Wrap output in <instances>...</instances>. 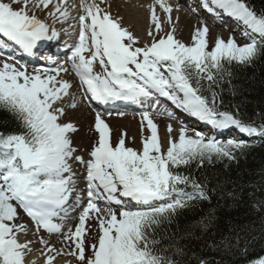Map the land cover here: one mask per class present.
I'll use <instances>...</instances> for the list:
<instances>
[{"label": "snow or ice", "instance_id": "6c2138e0", "mask_svg": "<svg viewBox=\"0 0 264 264\" xmlns=\"http://www.w3.org/2000/svg\"><path fill=\"white\" fill-rule=\"evenodd\" d=\"M102 3L104 0H80L81 14L72 16L76 5H69L68 0H0V35L28 55H33L37 42L58 35L34 9L47 10L54 22L77 20L79 29L70 55L55 67L51 57L49 66L31 72L19 61L8 62L12 56L0 59V112L18 128L0 132V264H26L25 257L32 251L33 241L18 238V233L28 231L23 223H17L18 209L31 219L35 234L41 229L48 234L62 233L63 226L54 223V218L75 190L70 159L85 167L88 201L74 231L62 233L63 242H71L74 248L65 253L39 238L46 250L44 264H54L60 255H71L78 264H181L178 257L184 255V249L177 243L162 244L158 230L171 224L178 210L207 197L205 186L179 169L193 162L203 166L205 160H234L236 151L249 147L243 140L222 141L200 131L188 135L186 127H181L174 139L168 125L165 148L147 110L140 113L142 148L127 147L125 134L113 145L109 125L97 111L93 128L98 140L85 160L75 155L69 135L77 128L62 121L67 109L78 106L73 83L61 78V73L69 72L65 64L79 81L81 102L143 103L158 94L213 129L234 127L246 135H264V124H246L237 115L220 110L216 102L219 94L211 87L231 76L226 65H251L264 55V12L257 13L246 0H201L209 13L219 9L239 21L249 42L240 45L232 36L226 41L217 37L209 50L207 26L194 30L191 44L176 39L173 27L159 39L149 30L151 44L139 47L138 37L122 27L120 18L114 19ZM156 5L168 14V23L172 8L165 0H153L147 6L150 23L159 33L163 29ZM97 64L101 71L95 70ZM205 80L210 82V98L204 95ZM167 115L171 118L173 114ZM145 122L150 133L146 137ZM189 186L192 191H186ZM113 204L120 206L119 211ZM93 216L98 231L88 252L86 222ZM213 220L214 213H209L198 227L206 230Z\"/></svg>", "mask_w": 264, "mask_h": 264}, {"label": "trees", "instance_id": "16d2710c", "mask_svg": "<svg viewBox=\"0 0 264 264\" xmlns=\"http://www.w3.org/2000/svg\"><path fill=\"white\" fill-rule=\"evenodd\" d=\"M257 13L264 12V0H246ZM231 76L212 84L222 111L237 115L246 124H264V55L251 65H226ZM204 95L210 82H202ZM18 131L15 122L0 112V132ZM236 151V159H213L203 166L193 162L179 171L205 186L206 199L178 210L173 221L158 230L162 244L177 243L184 249L181 264H239L264 255V135ZM186 191H192L189 186ZM209 213L213 223L198 227Z\"/></svg>", "mask_w": 264, "mask_h": 264}, {"label": "bare ground", "instance_id": "6f19581e", "mask_svg": "<svg viewBox=\"0 0 264 264\" xmlns=\"http://www.w3.org/2000/svg\"><path fill=\"white\" fill-rule=\"evenodd\" d=\"M165 2L171 6L172 11H171V23H168V21H166V17L168 16V14H164L163 10L159 7V5H156V10H160L161 12V18L163 19V27H162V31L159 33H156V35H154L156 38L158 36L161 35H166V33L168 31L171 30V24L172 23H176L177 28L174 31V36L176 38L180 37H185V34L189 35V34H193L194 30L198 27H202L204 26L203 24H201V22H199L197 16L195 14H190L188 12H186L183 9L181 0H165ZM75 0H68V4L72 5L75 4ZM153 0H112L110 2L111 4V16L114 18L113 15L119 16L120 18V23L122 25V27L127 28L130 32L134 33L135 35H139L140 37H142L145 33V28L146 27H152L155 29V26L149 23H146V19H149L150 17V13L148 12V8L147 5L152 4ZM141 7L145 10L144 14H143V10L141 9ZM29 8L32 9L33 6L32 4H29ZM128 10H127V9ZM138 10H135L137 9ZM35 14L38 15L41 19L46 20L50 23H54L56 24L54 21H51V17L47 16V10H43V9H34ZM149 17L146 16V13ZM192 13V11H189ZM31 14V13H30ZM71 15L72 16H78L76 13V9H71ZM167 15V16H165ZM75 20L69 19L67 22L63 23L62 25L64 26H69V24H71L72 22H74ZM60 23V22H59ZM162 26V24H161ZM208 30H209V35L213 38H217V36L221 35V34H226V32H229L227 29L222 28V26H211L210 28L207 26ZM228 35V34H226ZM189 37V36H188ZM148 38V37H147ZM152 38V37H151ZM150 45V43H149ZM63 75V79L69 80L71 82V78H73L71 75L67 73H61ZM72 92L77 96V102H78V106L75 109H67L66 111V115L64 117H62V121L63 122H71L75 125V127L77 128V131L73 133L71 139H72V144H77L78 147L83 148L84 150L86 149V146L88 147L89 145H92L94 143V141L97 139L98 140V135H95L93 130H92V126L94 125V119H95V113H92L91 111H88L86 107H84L82 105V102L80 100V98L78 97V95L75 93L74 88L72 89ZM113 120V121H112ZM130 118L126 117V118H113L111 119L112 124L116 126L117 125H121L122 127L127 126L129 128V130L131 132H129V134L132 136L134 135L133 128H134V123L129 121ZM119 121V122H117ZM156 121L157 125L160 126V124L165 123L166 119H162V120H154ZM106 122V121H105ZM108 122V120H107ZM116 123V124H115ZM168 126V125H166ZM133 138H135V136H133ZM75 145V149L76 152L79 153V148ZM73 163H71L69 166H72ZM72 174L73 175V179L75 181L74 183V191L70 194L73 195L74 198H76V196H80V194L83 193V188L80 187V183L78 182L79 179H75V177L79 176V173L77 171H73L72 170ZM67 204V203H66ZM70 215H74L75 217V212L74 209L73 210H69L68 211V215H66L65 217L67 218H62V217H58L59 220L55 219V221L58 222H63V220H69V216ZM74 217H73V221H74ZM73 221L71 223H69L67 225V229L63 230L62 229V233H66L67 230L70 228V226L73 224ZM18 223H23L26 228H27V233L26 236L20 234L19 238L21 239V241L23 242V240H31L33 241L32 244H30V247L32 249L33 252H36L38 250H42L45 249L43 245H41L39 243V238L38 236L35 234L36 232L27 224L25 223V221H21L18 220ZM61 233V234H62ZM55 245H51L54 246L57 249H62L65 253L70 251L71 249V244L70 242L65 243L63 242V235L60 236L58 241L54 242ZM63 245V247H61ZM65 247V248H64ZM53 256H56L55 253H51ZM30 261H34L35 258H29ZM45 260V257L41 256L39 258V263L38 264H42Z\"/></svg>", "mask_w": 264, "mask_h": 264}, {"label": "rangeland", "instance_id": "374dc122", "mask_svg": "<svg viewBox=\"0 0 264 264\" xmlns=\"http://www.w3.org/2000/svg\"><path fill=\"white\" fill-rule=\"evenodd\" d=\"M112 0H104V3H102L101 4V7L102 8H104L106 11H108V10H112L111 9V4H110V2H111ZM127 9V8H126ZM128 10V9H127ZM135 10H138V8L137 9H135ZM164 13V12H163ZM156 14H157V16L160 18V22H161V24H162V26H161V28L163 27V19L161 18V12H160V10H158V11H156ZM165 16H167V15H165ZM119 17V16H118ZM41 19V18H40ZM150 19V18H149ZM149 19H146V23H149ZM51 20H53L52 18H51ZM166 21H168L167 20V17H166ZM150 24V23H149ZM60 26H62V25H60ZM206 26V25H205ZM173 27H174V29H176L177 28V26H176V23H172L171 24V27H169V28H171V30L173 29ZM209 28L211 27V26H208ZM149 30H152L153 31V35H156V33L154 32L155 31V29L154 28H152L151 26L149 27H146L145 28V33H144V35L142 36V37H140L139 35L137 36V35H135L134 33H132L135 37H138V40H139V42H138V44H137V46H139V47H143V45L140 43V41L142 40H144V38H145V36H146V39L143 41V42H145L146 40H148V41H152V38L150 37V36H148V32H149ZM170 30V31H171ZM226 34H228V36L230 35V33H228V32H226ZM226 34H221V35H223V36H221V35H219V36H217V37H221V38H223L225 41L229 38H226L225 36H226ZM161 36H163V35H161ZM189 36V37H188ZM191 36H192V34H189V35H187V34H185V37H178V38H176V39H178V40H180L181 42H183V43H185V44H191L192 43V41H191ZM231 36V35H230ZM148 37V38H147ZM159 37L160 36H158L157 37V39H159ZM0 38H2L3 40H7V38H3L1 35H0ZM207 39H208V44H209V50L211 49V47L214 45V42H215V39L216 38H213V37H211L210 35H209V33H208V37H207ZM236 40V42L238 43V44H240V45H243V44H245V43H248L249 42V40L248 39H235ZM42 52H45V50H43V49H40L38 52H35V55L36 56H38L39 57V55L42 53ZM45 54H47V58L49 59V57H50V53H47V52H45ZM4 59V58H3ZM10 63H13V61H10ZM21 63V62H20ZM47 66H49V65H42V66H37V67H47ZM52 67H55L56 66V64H54V65H51ZM96 71H101V69L99 68V65L97 64L96 65ZM74 88V87H73ZM74 90L76 91V89L74 88ZM112 114H114V113H112ZM128 115H132V116H128ZM128 115H124V113H122V112H120L118 115H116L114 118H116V117H120L119 119H121V118H126V117H128V118H130V122H133L134 123V128H133V131H135L134 132V135H130L129 134V132H131L130 130H129V128L127 127V126H125V127H122L121 125H117L116 123V126L115 125H113L112 123L109 125V128H110V130H111V142H112V144L113 145H115V143L116 142H118V140L121 138V136H122V134H125V136H124V138H125V144H126V146L127 147H132V148H134V149H137V150H140L141 148H142V145H141V138H142V133H141V115H140V113H136V114H128ZM113 119V118H112ZM134 119H139V122L138 121H136V120H134ZM169 119V118H168ZM171 122H170V121ZM169 120H167L166 121V123H168V125H171L172 126V129H173V131H172V133H171V135H172V137L174 138V139H176V138H178V134H179V129L181 128V127H186L189 131H188V135H194V132L195 131H200L202 134H204L205 135V137H206V134L205 133H203L202 132V130L201 129H198V127H196V128H189V127H187V126H184L183 124H181V123H178L177 121H175L174 119H169ZM113 121V120H112ZM117 122H119V121H117ZM158 133H159V136H160V138H161V142H162V144L164 145V147L166 148L167 147V140H168V132H167V126L165 127H163V126H158ZM95 134L96 135H98L96 132H95ZM147 135H149V132H148V130H147V126H146V124H145V126H144V132H143V136L144 137H146ZM133 136H135V138H133ZM97 141V139L94 141V143ZM93 143V144H94ZM93 144L92 145H90V147H87L86 146V148H87V151L86 150H84L83 148H81V147H78L77 146V144H72V146L73 147H75V145L80 149L79 150V152L80 153H78V152H75V155H77V154H83V157H84V159L85 160H87L88 158H90L89 156H88V153L91 151V148H92V146H93ZM74 262H77L76 260H75V258L73 257V259H72Z\"/></svg>", "mask_w": 264, "mask_h": 264}]
</instances>
